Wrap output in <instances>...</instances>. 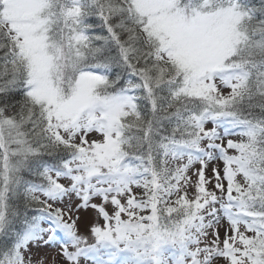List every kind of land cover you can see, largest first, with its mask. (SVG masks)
Returning <instances> with one entry per match:
<instances>
[{
    "label": "snow or ice",
    "instance_id": "snow-or-ice-1",
    "mask_svg": "<svg viewBox=\"0 0 264 264\" xmlns=\"http://www.w3.org/2000/svg\"><path fill=\"white\" fill-rule=\"evenodd\" d=\"M51 247L264 264V0H0V264Z\"/></svg>",
    "mask_w": 264,
    "mask_h": 264
},
{
    "label": "rangeland",
    "instance_id": "rangeland-1",
    "mask_svg": "<svg viewBox=\"0 0 264 264\" xmlns=\"http://www.w3.org/2000/svg\"><path fill=\"white\" fill-rule=\"evenodd\" d=\"M211 127V125H209ZM192 194L190 190V195ZM81 216L79 227L82 232H86L88 225H90L95 219V214L92 212H82L79 214ZM89 216L92 218L91 221L85 223V218ZM102 223V221H101ZM221 237H223V229H221ZM37 257H47L48 264H65L63 258L60 256V249L58 247H51L40 249L37 253Z\"/></svg>",
    "mask_w": 264,
    "mask_h": 264
},
{
    "label": "bare ground",
    "instance_id": "bare-ground-1",
    "mask_svg": "<svg viewBox=\"0 0 264 264\" xmlns=\"http://www.w3.org/2000/svg\"><path fill=\"white\" fill-rule=\"evenodd\" d=\"M91 220H92V218L89 217V216H87V217L85 218V223H87V222H89V221H91Z\"/></svg>",
    "mask_w": 264,
    "mask_h": 264
},
{
    "label": "trees",
    "instance_id": "trees-1",
    "mask_svg": "<svg viewBox=\"0 0 264 264\" xmlns=\"http://www.w3.org/2000/svg\"><path fill=\"white\" fill-rule=\"evenodd\" d=\"M254 2L258 5L260 3V0H254Z\"/></svg>",
    "mask_w": 264,
    "mask_h": 264
}]
</instances>
